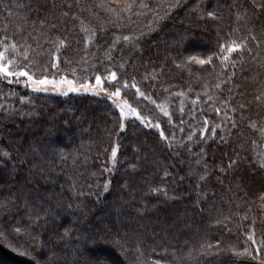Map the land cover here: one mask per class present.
<instances>
[{"label": "trees", "instance_id": "16d2710c", "mask_svg": "<svg viewBox=\"0 0 264 264\" xmlns=\"http://www.w3.org/2000/svg\"><path fill=\"white\" fill-rule=\"evenodd\" d=\"M0 52L104 91L0 74V264H264V0H0Z\"/></svg>", "mask_w": 264, "mask_h": 264}, {"label": "snow or ice", "instance_id": "6c2138e0", "mask_svg": "<svg viewBox=\"0 0 264 264\" xmlns=\"http://www.w3.org/2000/svg\"><path fill=\"white\" fill-rule=\"evenodd\" d=\"M128 8L126 7L124 9V11H127ZM109 11H111V9H109ZM207 15L209 17H212L214 15L213 12H207ZM41 23H44L43 21H41ZM54 26V25H53ZM123 39L125 41L129 40L128 36H124ZM255 39V38H253ZM59 44L63 45L64 44V40H59ZM13 48L16 47V44L13 43L12 45ZM241 46L239 44H233L231 46H229L228 48V52L231 53L237 49H239ZM59 47H57V51H59ZM3 58H4V53L0 52V73H4L6 76H16V75H24L28 77V80L31 81V85L34 86L36 89H40L41 86H47V85H51L53 90L59 91L61 89L62 85H67V89L69 92H78L80 91V89L82 88L84 91H95V88H89L88 84L85 83L84 85H81L79 88L74 84V82L72 80H68L66 78H62L60 81H57L55 79H48L47 76H41V78L39 79H34L32 75H30L28 72L24 71L23 69H20V71L17 72H13L11 70H9L8 66H6L3 63ZM225 59H227V56L224 57ZM11 63V61L9 62ZM200 63H204L203 60L200 61ZM52 67H56V64H53ZM110 78L111 80H117V75L115 72L110 73ZM101 82V78L99 75L96 76V84L99 85ZM127 82H125L124 87H127ZM131 87L136 88L135 84H132ZM44 90L46 91L47 88H44ZM137 92H139V89H137ZM67 94V93H64ZM141 96H143V93H139ZM120 96V88H117L114 92H112L109 96V98L111 99L112 97H118ZM118 107H121L120 105H118ZM125 108H128V111L125 112ZM128 114H136V110L134 108H129L127 104H125L124 106L121 107V115H128ZM158 126V125H157ZM121 130L124 129V125L123 123H121L120 125ZM161 135H163V133H161ZM117 147H113L112 148V157L115 158L117 155ZM7 210V204L4 201H0V211H5ZM35 217L38 219L39 217V213L35 214ZM35 221L33 219H30L28 221L27 224L24 225H20V224H13V225H8L7 228H4L2 225H0V236H4L5 239H7V233L9 231H13L15 232L17 235H20L22 230L25 233L29 232V229L31 227H33ZM30 234V233H29ZM21 254H27L26 252H23Z\"/></svg>", "mask_w": 264, "mask_h": 264}, {"label": "rangeland", "instance_id": "374dc122", "mask_svg": "<svg viewBox=\"0 0 264 264\" xmlns=\"http://www.w3.org/2000/svg\"><path fill=\"white\" fill-rule=\"evenodd\" d=\"M0 74H4V73H0ZM56 80V79H55ZM57 81H60V80H57ZM30 88L34 89V90H37V91H44V92H47V93H53V94H61V95H68V94H71V93H90V94H104V91L101 90V84L99 85H88L89 88H95V91H84L82 88L80 89V91L78 92H69L68 89H67V85H62L61 86V89L59 91H56V90H53L52 86L51 85H47V86H41L40 89H36L34 86L31 85V81H28L26 82ZM78 88L81 86V85H84V84H76L74 83ZM44 88H47V90L45 91ZM64 93H67V94H64ZM121 97L118 96V97H112L111 100L116 104V106L118 107V105H120L121 107L124 106L125 104H127L123 99H120ZM128 105V104H127ZM121 107H118V110H120L121 112ZM129 108H131L129 105H128ZM128 111V108H125V112ZM135 115V114H134ZM133 116V114H128V115H123V118H126V117H131ZM2 178L4 179H7V177L5 175L2 174Z\"/></svg>", "mask_w": 264, "mask_h": 264}]
</instances>
